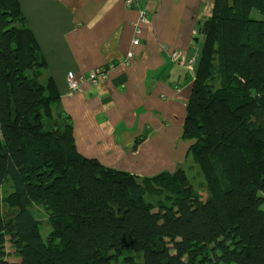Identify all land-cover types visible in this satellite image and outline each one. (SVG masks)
<instances>
[{
    "label": "trees",
    "instance_id": "16d2710c",
    "mask_svg": "<svg viewBox=\"0 0 264 264\" xmlns=\"http://www.w3.org/2000/svg\"><path fill=\"white\" fill-rule=\"evenodd\" d=\"M199 32L183 139L200 192L181 168L79 155L18 0H0V264H264V0H215Z\"/></svg>",
    "mask_w": 264,
    "mask_h": 264
},
{
    "label": "crops",
    "instance_id": "0c3cea01",
    "mask_svg": "<svg viewBox=\"0 0 264 264\" xmlns=\"http://www.w3.org/2000/svg\"><path fill=\"white\" fill-rule=\"evenodd\" d=\"M125 1L18 0L46 63L41 81L55 83L78 154L150 178L190 160L183 126L205 43L199 24L215 0ZM96 69L107 77L92 84ZM78 75L70 94L67 79Z\"/></svg>",
    "mask_w": 264,
    "mask_h": 264
},
{
    "label": "rangeland",
    "instance_id": "374dc122",
    "mask_svg": "<svg viewBox=\"0 0 264 264\" xmlns=\"http://www.w3.org/2000/svg\"><path fill=\"white\" fill-rule=\"evenodd\" d=\"M252 15L258 16V13L252 12ZM43 78H44V75L42 77V80H43ZM189 159L190 160L183 167H181V169H183L187 172V175L191 179V184L193 185V187L196 190H198L200 192L201 189L204 188V180H203V177H202L198 167L192 162L191 156L189 157ZM9 185H11V182H8L6 185H4L2 188H0V198L3 196L4 192L8 191V188L6 186H9ZM202 191H204V190H202ZM36 207H38L37 209H39L40 211L43 212V209L40 206H36ZM35 210H36L35 205H33V207H31V211L34 214V216L39 220L41 234L43 237H45L51 230L50 224L45 219V216H43L42 214H39L37 212V210L36 211ZM13 256L14 255L12 254L10 257L12 258ZM16 262H19L18 258H16V259L14 258V263H16Z\"/></svg>",
    "mask_w": 264,
    "mask_h": 264
},
{
    "label": "built area",
    "instance_id": "2783aa9c",
    "mask_svg": "<svg viewBox=\"0 0 264 264\" xmlns=\"http://www.w3.org/2000/svg\"><path fill=\"white\" fill-rule=\"evenodd\" d=\"M125 4L127 7H132L134 6L135 2L134 0H126ZM140 14V21H145L146 20V11H144L143 9H141L139 11ZM134 44H137V41L133 42ZM176 53L173 54V56H175ZM130 57V55L128 56V58ZM107 75H106V71H104L103 69H96V70H92L89 72L88 74V80L92 83V84H96L97 79L101 78V79H106ZM83 76L82 75H78V76H69L67 79V87L68 90L70 92V94L76 93L79 89H80V83L83 80Z\"/></svg>",
    "mask_w": 264,
    "mask_h": 264
}]
</instances>
